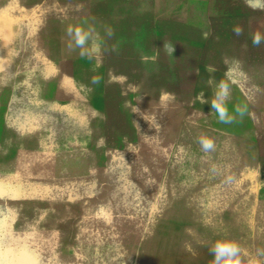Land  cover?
Here are the masks:
<instances>
[{
	"label": "crops",
	"instance_id": "obj_1",
	"mask_svg": "<svg viewBox=\"0 0 264 264\" xmlns=\"http://www.w3.org/2000/svg\"><path fill=\"white\" fill-rule=\"evenodd\" d=\"M212 1L0 0L8 25L0 58L8 59L2 90L13 227L82 233L98 217L94 210H107L114 172L119 177L140 160L147 139L155 154L158 108L181 100L211 108L222 76L207 29ZM216 1L254 10L253 0ZM70 23L91 27L90 45L98 47L83 55L69 47Z\"/></svg>",
	"mask_w": 264,
	"mask_h": 264
},
{
	"label": "rangeland",
	"instance_id": "obj_2",
	"mask_svg": "<svg viewBox=\"0 0 264 264\" xmlns=\"http://www.w3.org/2000/svg\"><path fill=\"white\" fill-rule=\"evenodd\" d=\"M253 2L251 11L239 2L237 10L232 3L206 4L207 29L221 52V81L229 88L231 122L191 100L189 107L181 100L158 108L163 122L155 154L147 139L140 160L126 163L119 177L114 172L107 210H94L98 217L78 229L82 233L36 234L11 225L2 90L8 59L0 58V209L11 230L27 238L6 243L13 250L10 259H30L22 250L27 245L47 264H210L209 247L219 237L235 239L252 253L264 250V40L253 44L254 34L264 36V0ZM4 29L0 50H8V25ZM194 79L189 76L190 95ZM202 135L214 141L213 150L202 149Z\"/></svg>",
	"mask_w": 264,
	"mask_h": 264
},
{
	"label": "clouds",
	"instance_id": "obj_3",
	"mask_svg": "<svg viewBox=\"0 0 264 264\" xmlns=\"http://www.w3.org/2000/svg\"><path fill=\"white\" fill-rule=\"evenodd\" d=\"M94 30L91 27L85 28L83 25L68 24L67 35L70 38L69 47L75 46L81 49V54H85L88 48L91 46L93 49L98 47L92 40V32ZM235 33L241 34V29L236 28ZM264 40V36L257 32L253 36V44L259 45ZM209 85H213V81H208ZM228 85L221 81L214 85L213 96L210 99L211 109L217 114L221 122H231V117L227 108V99L229 97ZM199 143L204 151H211L214 148V141L206 136L202 135L199 138ZM189 234H194L191 229L187 230ZM186 250L192 251L191 245H185ZM209 253L212 257L210 264H264V250H258L256 253L250 252L244 248L241 243L235 239L229 237H219L214 240L209 247Z\"/></svg>",
	"mask_w": 264,
	"mask_h": 264
},
{
	"label": "snow or ice",
	"instance_id": "obj_4",
	"mask_svg": "<svg viewBox=\"0 0 264 264\" xmlns=\"http://www.w3.org/2000/svg\"><path fill=\"white\" fill-rule=\"evenodd\" d=\"M5 32L4 29V18L2 10H0V45H2L3 34ZM4 62L0 59V72L3 71ZM3 195V187L0 185V196ZM7 229V230H6ZM22 239H27L18 236L15 232L11 230L4 219L3 210L0 209V264H47L44 260H42L35 249H32L25 245L22 249L30 259H10L9 254L13 251L11 248H6V243L8 242H20Z\"/></svg>",
	"mask_w": 264,
	"mask_h": 264
}]
</instances>
